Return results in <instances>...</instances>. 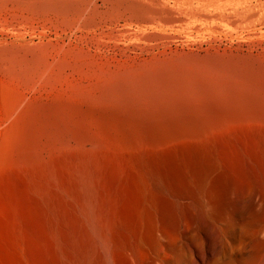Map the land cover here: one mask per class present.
<instances>
[{"label": "bare ground", "instance_id": "bare-ground-1", "mask_svg": "<svg viewBox=\"0 0 264 264\" xmlns=\"http://www.w3.org/2000/svg\"><path fill=\"white\" fill-rule=\"evenodd\" d=\"M217 1L148 0L137 22L58 39L76 52L62 100H18L0 145L1 166L15 150L30 167V201L0 211L5 264H264V59L176 47L217 38L191 23Z\"/></svg>", "mask_w": 264, "mask_h": 264}, {"label": "rangeland", "instance_id": "rangeland-1", "mask_svg": "<svg viewBox=\"0 0 264 264\" xmlns=\"http://www.w3.org/2000/svg\"><path fill=\"white\" fill-rule=\"evenodd\" d=\"M146 5L151 6L148 0H70L68 3L59 5L67 8V10L57 11L54 6L41 4L39 0H0V145L11 130L15 119L20 116L21 112L14 118L11 116V111L18 100L23 99L26 104L39 105L51 104L62 100L63 91L66 89L68 82L67 76H63L66 73L61 74L62 68L75 62L74 53L76 52L72 50L70 52L61 51V44L58 43V39L60 40L61 37L68 38L67 43L71 44L81 36V33L87 34L88 31H93L91 34L93 35L95 30L104 31L109 26L119 28L130 24V22H137L130 9L133 6ZM171 6L173 5L171 4ZM76 9L81 14L83 11L84 14L79 15ZM70 10L72 15L68 13ZM199 12L211 15L212 18L207 22L191 21L192 24L219 27L221 32L217 35V38H213V36L211 38L206 35L202 39L198 38L189 43L179 42L176 47H199L204 42L208 44L212 42L223 47H229L233 51L238 48H242L241 50L246 52L253 51L252 53L258 55L260 59H264V0H219L208 8L199 9ZM82 28H86V30L82 31ZM203 47L206 49L209 45H204ZM51 65H53L52 68ZM44 76L45 79L43 78ZM41 80L43 81L41 82ZM54 83L55 85H53ZM10 97L12 103H10L11 101L8 102ZM6 105H9V107H6ZM13 156L14 161H9L3 165L4 167L0 165V189L3 188L2 193L0 190V211L5 209L7 213L11 208L9 207L11 206L9 201H15L16 199L24 201V196L26 197H24L25 201H30L28 181L26 179L30 167L26 160L17 158L15 150ZM8 165L11 166L8 167ZM14 166L15 168H13ZM23 169L24 171L22 172ZM5 176L6 179L4 178ZM3 178L7 180L6 183L9 182L10 185L8 184V187L4 183L5 181L2 180ZM1 184H3V187ZM12 184H14V187H12ZM26 184L27 188H25ZM4 185L7 188H18L13 189L15 192L11 194V197L9 195L11 199L2 195L6 191V195L9 192V189H5ZM11 188L9 194L13 191ZM16 191L19 192H17L19 196L15 194ZM21 193L22 195H20ZM20 196H23L22 199ZM5 203L9 206L5 207ZM10 211L12 215H15L13 210ZM0 213V228H4L6 224L7 230L9 220L16 215L12 216L10 213L8 215L4 211L2 216L3 211ZM6 230L5 228L3 231L1 230L2 234H6ZM4 236L6 235L3 234L1 236L0 233V248L2 246L5 248L0 249V251H5V253L2 252L1 254L0 264H5L4 259L2 261L6 254V242H4L6 239ZM2 237L5 239L4 241Z\"/></svg>", "mask_w": 264, "mask_h": 264}]
</instances>
